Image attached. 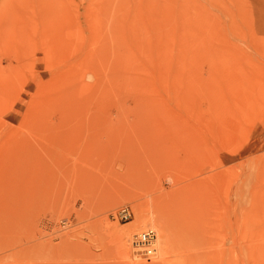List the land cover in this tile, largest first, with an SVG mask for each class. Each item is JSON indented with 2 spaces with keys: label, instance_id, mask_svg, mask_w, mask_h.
Wrapping results in <instances>:
<instances>
[{
  "label": "rangeland",
  "instance_id": "374dc122",
  "mask_svg": "<svg viewBox=\"0 0 264 264\" xmlns=\"http://www.w3.org/2000/svg\"><path fill=\"white\" fill-rule=\"evenodd\" d=\"M0 36V264H264V0H0Z\"/></svg>",
  "mask_w": 264,
  "mask_h": 264
},
{
  "label": "built area",
  "instance_id": "2783aa9c",
  "mask_svg": "<svg viewBox=\"0 0 264 264\" xmlns=\"http://www.w3.org/2000/svg\"><path fill=\"white\" fill-rule=\"evenodd\" d=\"M123 216L127 218L129 216L128 211L123 212ZM156 240L157 233L154 229H147L137 235V242H135L136 246L140 247L139 253L149 258L150 256L156 253Z\"/></svg>",
  "mask_w": 264,
  "mask_h": 264
},
{
  "label": "bare ground",
  "instance_id": "6f19581e",
  "mask_svg": "<svg viewBox=\"0 0 264 264\" xmlns=\"http://www.w3.org/2000/svg\"><path fill=\"white\" fill-rule=\"evenodd\" d=\"M47 8H48V7H47ZM47 10H48V9H47ZM45 16H46V14H45ZM6 21H7V23H8V22H11V21H8V20H6ZM5 24H6V23H5ZM3 25H4V24H3ZM11 25L13 26V24H11ZM2 27H3V26H2ZM6 27H9V26L6 25ZM16 27H17V26H16ZM25 27H26V26H25ZM7 29H8V28H7ZM13 29H15V28H13ZM16 29H17V28H16ZM16 29H15V30H16ZM18 29H19V27H18ZM24 29H25V28H24ZM2 30H3V29H2ZM9 30L11 31V28H10ZM9 30H8V31H9ZM16 31H17V30H16ZM23 31H24V30H22V32H23ZM3 32H4V31H3ZM13 32H14V31H13ZM18 32H19V30H18ZM20 32H21V31H20ZM20 32H19V34H22V33H20ZM25 32H26V31H25ZM5 33H7V31H6ZM10 33H11V32H10ZM10 33H9V34H10ZM24 34H26V33H23L22 35H24ZM3 35H4V34H3ZM15 35H16V34H15ZM5 36L7 37V35H5ZM17 36H18V35H17ZM3 37H4V36H3ZM9 37H10V36H9ZM0 38H2V37L0 36ZM2 39H4V38H2ZM0 41H1V40H0ZM3 41H4V40H3ZM6 41H7V39H6ZM8 41H10V40H8ZM8 41H7V42H8ZM11 41H12V40H11ZM14 41H16V40H14ZM14 41H13V42H14ZM4 42H5V41H4ZM4 44H5V43H3V45H4ZM8 44H9V43H8ZM14 44H15V43H14ZM0 45H1V44H0ZM5 45H6V44H5ZM10 46H11V45H10ZM75 123H77V122H75ZM52 126H53V125H52ZM41 127H42V126H41ZM39 129H40V128H39ZM138 226H139V225H138ZM145 226H146V222L142 221V222L140 223V226H139L136 230H140V229H143V230H144V229H145ZM149 228H150V227H149ZM152 229H153V228H152ZM155 231H156V230H155ZM142 232H143V231H142ZM123 233H125V232H123ZM136 233H140V232H136ZM136 233H134V235H135ZM118 235H120V234L118 233ZM125 235H126V233H125ZM134 235H133V237L131 236V237H132V240L134 239V240H133V244H134L135 242H137V240H135L137 234L135 235V237H134ZM120 236H122V237H121V240H122V238H123L124 236H123V235H120ZM118 239H119V238H118ZM130 239H131V238H130ZM119 240H120V239H119ZM123 240H124V239H123ZM132 240H130V241H132ZM123 242H124V241H122V245L126 244V239H125L124 244H123ZM163 242H165V241H163ZM163 242H162V243H163ZM130 243H132V242H130ZM156 244L158 245L157 240H156ZM156 244H155V245H156ZM165 244H166V243H165ZM120 245H121V244H120ZM157 245H156V252H158V247H157ZM163 246H164V244L162 245V247H163ZM124 248H125V247H124ZM125 249H126V248H125ZM166 249H167V248H166ZM163 250H164V249H163ZM165 251H166V250H165ZM162 252H163V251H162ZM163 253H164V252H163ZM157 254H158V253H157ZM138 258H140V257H138ZM253 264H254V263H253Z\"/></svg>",
  "mask_w": 264,
  "mask_h": 264
}]
</instances>
